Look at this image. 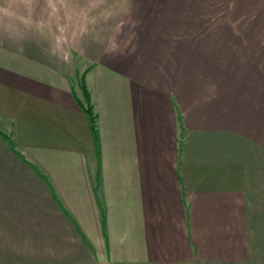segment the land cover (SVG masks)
<instances>
[{"label":"crops","instance_id":"1","mask_svg":"<svg viewBox=\"0 0 264 264\" xmlns=\"http://www.w3.org/2000/svg\"><path fill=\"white\" fill-rule=\"evenodd\" d=\"M0 264H264V0H0Z\"/></svg>","mask_w":264,"mask_h":264},{"label":"trees","instance_id":"2","mask_svg":"<svg viewBox=\"0 0 264 264\" xmlns=\"http://www.w3.org/2000/svg\"><path fill=\"white\" fill-rule=\"evenodd\" d=\"M80 88L82 92V101H80V105L83 107V109L88 113L92 120V124L94 125V120H95V115L93 113V107L91 104V97H90V92L87 89L85 83L83 80L80 81Z\"/></svg>","mask_w":264,"mask_h":264},{"label":"rangeland","instance_id":"3","mask_svg":"<svg viewBox=\"0 0 264 264\" xmlns=\"http://www.w3.org/2000/svg\"><path fill=\"white\" fill-rule=\"evenodd\" d=\"M81 94H82V92H81Z\"/></svg>","mask_w":264,"mask_h":264}]
</instances>
